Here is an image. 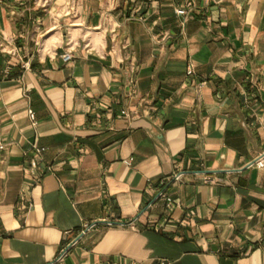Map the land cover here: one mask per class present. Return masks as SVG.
<instances>
[{"label": "crops", "instance_id": "1", "mask_svg": "<svg viewBox=\"0 0 264 264\" xmlns=\"http://www.w3.org/2000/svg\"><path fill=\"white\" fill-rule=\"evenodd\" d=\"M0 143V264H264V0H0Z\"/></svg>", "mask_w": 264, "mask_h": 264}, {"label": "built area", "instance_id": "2", "mask_svg": "<svg viewBox=\"0 0 264 264\" xmlns=\"http://www.w3.org/2000/svg\"><path fill=\"white\" fill-rule=\"evenodd\" d=\"M192 11V7L191 6H186V7H177L174 10V13L176 14V16L179 18V25L180 27L184 28V25L187 21V19L190 16V12ZM72 58L71 55V51H65L62 53L61 55V59L64 61H70ZM27 64V63H26ZM10 69V66L6 67V71H8ZM188 73H191L190 70H188ZM27 114H28V118L31 120V122L33 124H36V119L34 117V112L31 108L27 109ZM121 115H125V116H129V114L127 113V111L125 109H122L120 111ZM130 117V116H129ZM34 150V152L36 154H38L40 156L41 152L44 150V148L39 147L37 144H32L31 146ZM4 146L3 144L0 143V150H3ZM31 167L35 168L37 163L35 160H31ZM253 163H250L249 165H252ZM254 164H256L257 167H263L264 166V154L261 155V157H259L258 159L255 160ZM248 165V166H249ZM175 178H178V176H176ZM38 179V178H37ZM159 195H162V193L160 192ZM166 201L169 203L170 198L166 199ZM129 224H131V222H129ZM94 226V224H85L83 226V228L80 230V232L78 233V235H76L70 242L69 244L64 248V250L61 252V254L58 256V258L62 257L68 250L69 247H71L72 245H74L77 241H79L84 235L85 233ZM69 232H65L66 235H68Z\"/></svg>", "mask_w": 264, "mask_h": 264}]
</instances>
